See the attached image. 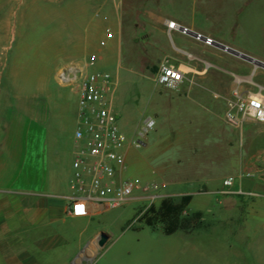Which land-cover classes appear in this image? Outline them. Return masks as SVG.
I'll use <instances>...</instances> for the list:
<instances>
[{
    "label": "rangeland",
    "instance_id": "1",
    "mask_svg": "<svg viewBox=\"0 0 264 264\" xmlns=\"http://www.w3.org/2000/svg\"><path fill=\"white\" fill-rule=\"evenodd\" d=\"M83 1L0 0V68L8 56L18 61L23 55L32 62L63 63L64 69L82 66L91 51L89 38L74 36L70 19L77 13L76 3ZM186 3L132 0L122 13L119 61L97 62L86 70H107L118 79L121 98L116 108L128 139L124 151L130 146L125 176H151L160 182L162 196L152 202L157 205L168 196L191 193L195 208L209 196L203 225L167 234L162 226L154 229L139 219L151 203L131 200L111 211L115 218L106 225L110 237L97 264H157L153 254L161 255L170 237L190 240L185 247L198 254V264H264V123L231 127L224 120L225 101L215 97L229 92L236 77L247 80L243 85L251 92L264 95V66L220 48L194 47L201 57L193 53L200 59L190 63L202 68L205 61L208 70L191 73L177 86L157 84L154 66L165 59L183 63L174 44H186L177 31L155 27L150 13L184 19L190 27L264 62V0H197L193 8L192 1ZM24 44L32 50L42 47L23 54L19 50ZM148 118L155 124L142 134ZM133 140L141 145L129 144ZM170 176H180L177 189L188 193L170 194ZM207 176H215L219 190H205ZM225 176H233L234 184L225 185Z\"/></svg>",
    "mask_w": 264,
    "mask_h": 264
},
{
    "label": "crops",
    "instance_id": "2",
    "mask_svg": "<svg viewBox=\"0 0 264 264\" xmlns=\"http://www.w3.org/2000/svg\"><path fill=\"white\" fill-rule=\"evenodd\" d=\"M131 1L84 0L79 6L76 3L77 13L70 19L73 35L89 38L87 46L90 53L99 52V65L119 61L123 46L122 13ZM177 1L188 5L187 0ZM190 1L193 8L197 0ZM96 11L100 15L96 16ZM150 13L157 23L155 27L162 32L177 31L168 29V19L190 24L173 15ZM106 27H111L115 34L101 47L99 40L105 36ZM177 34L186 44H174L175 52L180 54V49H184L201 57L194 47L204 51L217 49L179 31ZM21 47L19 51L23 54L32 50L25 44ZM41 47L39 44L38 50L35 48L32 52L40 51ZM182 56L185 66L192 64ZM7 59L0 68V264H97L101 247L96 240L100 231L107 232L108 221L115 218L111 211L120 206L103 211L95 205L84 216H73L68 211L78 125L76 84L62 79L63 63L32 62L25 55L18 61L9 56ZM120 98L119 88L116 104ZM214 177L207 176V183L203 185L206 191L219 190V181ZM149 178L152 177L141 179ZM181 179L168 177L170 194L188 193L177 189ZM189 194L187 212L204 213L211 198L203 196L198 201L200 206L192 208L194 196ZM189 241L166 238L162 254H153L154 260L157 264H198V254L185 247Z\"/></svg>",
    "mask_w": 264,
    "mask_h": 264
},
{
    "label": "built area",
    "instance_id": "3",
    "mask_svg": "<svg viewBox=\"0 0 264 264\" xmlns=\"http://www.w3.org/2000/svg\"><path fill=\"white\" fill-rule=\"evenodd\" d=\"M95 15H100V12L96 11ZM167 26L169 30H177L205 46L220 48L217 46L220 40L187 24L168 19ZM114 34L111 27H106L105 36L99 40V45L106 46L108 39ZM180 51L190 60L200 59L188 50ZM98 60L99 52L93 51L82 66L64 69L60 74L64 81L76 84L78 93V125L75 131L76 145L70 178L72 194L69 196L68 206V211L73 216L87 215L95 205H99L104 211L131 200L152 203L162 196V185L156 179L143 180L138 176H125L124 149L128 139L121 129L120 114L116 108L118 79L107 70H86ZM208 68L209 65L205 61L204 66L198 68L193 64L185 66L183 63L175 64L165 59L158 65L154 81L164 86H177L189 80L191 73L202 74ZM245 82L248 81L236 77L229 92L215 94L216 98L225 101V122L236 129H242L252 122L264 123V95L251 92L248 87H244ZM154 124V119L148 118L142 134H146ZM130 143L141 145L137 140ZM224 184L233 185L234 177H226ZM80 208L83 211H78Z\"/></svg>",
    "mask_w": 264,
    "mask_h": 264
},
{
    "label": "trees",
    "instance_id": "4",
    "mask_svg": "<svg viewBox=\"0 0 264 264\" xmlns=\"http://www.w3.org/2000/svg\"><path fill=\"white\" fill-rule=\"evenodd\" d=\"M153 69L156 71L157 67L154 66ZM190 198V195H183L179 198L168 196L158 205L151 203L139 219L154 229L162 226L167 234L177 230L190 232L203 225L204 222L202 211L187 212Z\"/></svg>",
    "mask_w": 264,
    "mask_h": 264
},
{
    "label": "water",
    "instance_id": "5",
    "mask_svg": "<svg viewBox=\"0 0 264 264\" xmlns=\"http://www.w3.org/2000/svg\"><path fill=\"white\" fill-rule=\"evenodd\" d=\"M217 46H219L220 48L226 49L229 52H231L233 54H236V55H238V56H240L242 58H245V59H247L249 61H252L255 64L257 63L259 65L264 66V62L263 61L255 58V57H253V56H251L249 54H246V53H244V52H242L240 50H237V49H235V48H233L231 46H228V45H226V44H224L222 42H217ZM109 237H110V234L108 232L103 231V230L100 231L99 236H98V238L96 240L98 246H100V247L104 246V244L107 242Z\"/></svg>",
    "mask_w": 264,
    "mask_h": 264
},
{
    "label": "snow or ice",
    "instance_id": "6",
    "mask_svg": "<svg viewBox=\"0 0 264 264\" xmlns=\"http://www.w3.org/2000/svg\"><path fill=\"white\" fill-rule=\"evenodd\" d=\"M78 211H83V209H82V208H80V209H78Z\"/></svg>",
    "mask_w": 264,
    "mask_h": 264
}]
</instances>
